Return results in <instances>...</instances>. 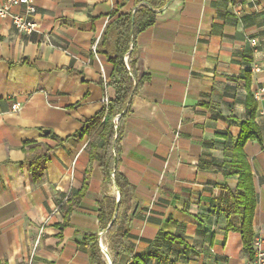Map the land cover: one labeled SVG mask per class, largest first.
<instances>
[{
	"label": "crops",
	"instance_id": "0c3cea01",
	"mask_svg": "<svg viewBox=\"0 0 264 264\" xmlns=\"http://www.w3.org/2000/svg\"><path fill=\"white\" fill-rule=\"evenodd\" d=\"M35 5L38 32L19 33L10 19H0V264H92L91 235L98 236L103 261L113 264L100 211L114 202L116 217L121 193L115 176L104 181L100 163L90 158L89 137L59 139L76 134L101 110L103 84L113 71L114 37L107 29L139 5ZM157 13L131 56L141 86L120 142L118 172L134 188L125 226L134 252L126 264L135 258L255 264L243 246L240 216L230 213L239 176L208 168L232 161L241 122L250 118L248 73L256 123L264 125V0H166ZM16 103L22 108L13 112ZM262 132L263 143L249 141L244 152L257 196L254 237L264 252ZM37 145L52 151L39 181L24 151Z\"/></svg>",
	"mask_w": 264,
	"mask_h": 264
},
{
	"label": "trees",
	"instance_id": "16d2710c",
	"mask_svg": "<svg viewBox=\"0 0 264 264\" xmlns=\"http://www.w3.org/2000/svg\"><path fill=\"white\" fill-rule=\"evenodd\" d=\"M139 8L135 13L119 15L108 27L114 37L113 54L110 63L113 66L112 75L108 82V87L113 90L114 96L108 105H103L101 110L88 119L76 134L71 138L89 137L88 149L92 161H97L101 165L104 181H110L111 175L115 176L117 187L121 193V200L115 219V203L106 209L102 205L100 211V226L102 230H107V237L113 252V264H126V258L132 257L134 248L129 242L130 236L125 226L129 223L127 215V205L131 199L134 188L127 179L118 172L120 162V142L122 140L125 122L131 112V104L134 96L141 86V81L137 79V64L131 56L136 50L137 37L152 27L156 23L157 11L164 8L166 0H135ZM106 32V33H107ZM129 55L130 62L128 69L125 57ZM247 99L246 106L250 115L248 120L241 122L240 136L233 148L232 161L229 167L213 165L208 169L221 171L224 175H238L239 194L234 197L230 206V213L240 216V234L244 249L250 260L255 261L253 240H254V215L257 206V196L254 187L252 169L247 161L244 147L249 141L263 143L262 127L256 123L258 112V102L254 99L251 91V80L247 74ZM117 122L115 123V119ZM56 138V136H55ZM26 163L35 181L41 180L49 160L51 149H44L41 146H34L26 150ZM85 188L78 194V199L85 195ZM77 205L74 202L73 207ZM65 206V202L62 203ZM72 209L65 211L68 219ZM91 263L106 264L102 259V252L99 247L98 236L91 235ZM132 264H145L135 258Z\"/></svg>",
	"mask_w": 264,
	"mask_h": 264
},
{
	"label": "built area",
	"instance_id": "2783aa9c",
	"mask_svg": "<svg viewBox=\"0 0 264 264\" xmlns=\"http://www.w3.org/2000/svg\"><path fill=\"white\" fill-rule=\"evenodd\" d=\"M15 8H23V12L15 13L13 9ZM37 13V8L35 5V0H5L4 3L0 4V19H10L12 21L13 26L17 29L19 33L23 34H32L38 32L40 26L34 21V16ZM250 44L252 46H256V40H251ZM95 51V48H94ZM130 60L125 57V63L129 67ZM256 71H259L256 69ZM104 95L102 99L103 105H108L111 96H110V88L108 87V82H104L103 84ZM21 105L16 103L12 105V111L17 112L21 110ZM117 122V118L115 119V123ZM253 249H254V257L255 264H264V252L261 249L260 240L254 237L253 240Z\"/></svg>",
	"mask_w": 264,
	"mask_h": 264
},
{
	"label": "water",
	"instance_id": "95a60500",
	"mask_svg": "<svg viewBox=\"0 0 264 264\" xmlns=\"http://www.w3.org/2000/svg\"><path fill=\"white\" fill-rule=\"evenodd\" d=\"M49 131H45L44 134H48Z\"/></svg>",
	"mask_w": 264,
	"mask_h": 264
}]
</instances>
